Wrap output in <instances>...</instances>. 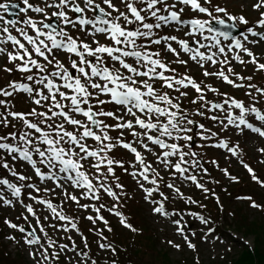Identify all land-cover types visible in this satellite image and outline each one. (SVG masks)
<instances>
[{
    "label": "snow or ice",
    "instance_id": "1",
    "mask_svg": "<svg viewBox=\"0 0 264 264\" xmlns=\"http://www.w3.org/2000/svg\"><path fill=\"white\" fill-rule=\"evenodd\" d=\"M121 2L127 11H121L120 8L113 3V0H102V3H97V0H44L43 6L32 3L30 0H22V7L20 4H10L9 0H4V2L0 3V21L3 22V24L0 25V53L6 54L9 63L20 61V63H15V69L22 73H32L26 76V80L34 81L36 85L42 86L40 88H34L27 83L13 81L8 85V88L12 91L0 89V94L7 97L11 96L13 92L22 91L27 93L37 105H40L42 101L51 102L48 105V112L37 113L35 109L30 113L8 112L7 115L12 116L14 119H19L27 129L34 130V133H39V135L35 137L34 142L29 138L34 135V133L24 132L20 134L19 140L23 142V148L16 144L9 143L8 137L0 136V149L6 150L10 154L18 153L20 159L26 160L32 165L36 175L40 177L41 180L45 179V177L55 180L56 176L54 173L42 172L41 169L37 167V161L33 159V153L38 154L41 158L40 162L47 164L49 168H55L58 164L59 171L68 174L67 179L72 182L73 186L84 189L92 199H99V192L102 188L110 197L118 200L119 196L111 186H106L104 183H99L98 185L93 183L89 174L82 170V161L89 157L97 159V162L93 164L92 167L100 174L96 176L98 181L102 178H107L104 175V171L101 167L102 165H107V174L114 175L113 164H118L123 167V161L108 158L107 151H110L115 145L111 142L107 144L104 143L105 141H111L113 139L108 134L107 129L128 128L132 130L133 136L139 137L137 142L141 144L147 152H152L159 163L163 164L166 169H174L172 175L179 174L181 177L191 180L198 188L203 189V191L207 193L210 189L200 184L196 175H184L189 171V168L185 167V165H189L192 168L202 167L195 159H185L186 156L197 157L198 153L195 151H184L185 145L179 143L181 140L191 142L193 139L192 136L187 134L191 131V128L183 127L182 122H186L189 125L195 124L196 122L188 119V117L181 112L180 104L176 103L167 92L158 93L153 87V84L149 81L158 78L165 87L177 91L179 90L176 87L178 85L183 87L191 85L198 93L202 92L203 89L191 77L177 79L175 77L166 76V71L175 70L169 69L168 65L159 59L160 53L158 51L150 52L148 45L160 44L161 41H177L184 52L193 53L191 55L192 60H196L197 57H199L201 61L210 60L215 63L216 61L213 60L215 53L206 56L205 53L199 51V49H191L188 41L182 39L178 40L177 36L154 38L156 34L153 30L160 29L163 25H167L170 22H175L177 24L189 23L192 27V34L199 32L202 35L204 30L207 29L209 33L215 32L217 36H222L225 40H230L229 48H239L250 57H252L253 54L248 48L244 47L241 39L233 37L230 31L214 29L209 21L199 18L190 21L182 20L180 12L174 10L176 5L168 4L167 0H141L143 7H137L135 0H121ZM178 3L189 6L194 11L206 13L211 16L209 9L202 6L199 0H178ZM102 4L107 7H103ZM158 5L160 7H158ZM253 7H264V0H258ZM12 9H19L21 13L25 14L22 21L7 19L5 15H3L4 13L15 15V13H12ZM109 9L111 11H109ZM29 11L40 14L41 18L38 20L27 15ZM89 11L98 14L94 17H89L87 15ZM180 11L182 12L183 9ZM215 11L227 15L229 21H236L238 19L240 23L248 24L244 16L237 18L228 14L227 10L224 8L217 7ZM113 12L116 13L115 16H113ZM70 13L73 15H70ZM163 13H167V15ZM149 17L154 18L156 22H148ZM215 19L219 25L228 28L235 27L233 23L226 24L224 19L219 17H215ZM21 23L23 27H18L17 25ZM255 23L259 27L264 28V12L260 13V19ZM133 24L138 26L135 29L126 26ZM60 25H63V27H60ZM9 26L14 28L19 35H14ZM69 26L80 32L91 35L94 38L93 42L95 47L90 46L89 43L82 39L74 37L68 31ZM28 29H31L34 34H29ZM246 32L250 33L252 36H259L264 39V32H258L253 27H248ZM97 33L103 34L111 43L101 44L98 39H95ZM141 38H143L144 43L138 44L137 41ZM205 39H207V37H205ZM212 39L215 41L214 46L218 47L219 52L224 53L225 48L220 46V40L217 39L216 36H213ZM243 39L247 40L248 36L244 35ZM9 43L15 51H9L7 47H5V45ZM28 46H31V50ZM54 50H63L77 57V59L71 60V68L75 69L79 74L73 75L69 68L55 57ZM167 50L179 55L170 43L167 44ZM33 53L35 57L42 58L46 63H42L40 59L34 58ZM87 57H94V61L87 59ZM106 58L118 63L119 67H116L115 64L109 67L108 64L105 63ZM128 58H133L135 64L141 65L146 70L142 71L141 68L134 66L133 63H129ZM235 59L243 63L239 55L235 56ZM221 62L225 63L226 61ZM181 63H186V61H181ZM253 63H257L254 57ZM48 65L53 66L51 72L47 71ZM33 69L37 71L33 73ZM121 69L127 70V73H123ZM258 69L264 70V63H258ZM5 71L11 72L12 69L5 66ZM228 71L231 72L232 69L229 68ZM204 74L212 75L213 73L205 71ZM215 75L222 77L228 84H232L235 87H243V85L235 84L223 71L215 73ZM137 77H148V80L137 79ZM240 78L244 79L243 77ZM57 79L60 83L57 82ZM248 79H251V77H248ZM249 87L252 86L249 85ZM209 88L211 91H217L211 88V86H209ZM44 89H47V94H45ZM62 89H67L68 91ZM256 91L264 94V89L257 88ZM101 94L106 96L107 99H100L99 97ZM250 94L251 93H249V95ZM181 95H187V93H181ZM58 96L59 99L57 98ZM199 99L204 100L203 95H201ZM61 101H67L69 103H62ZM93 103L100 105L114 103L120 105L122 106L121 110H126L128 115L132 116L133 119L123 121L122 116H116L112 111H94ZM4 104H6V101L0 100V105ZM224 104H228L229 109L227 110L228 115L226 117L227 124L221 122L223 127L226 128L228 125H234L237 129L243 131V128H241V125H243L252 132L258 133L261 137H264V127H256L245 118V114L251 111L255 113L259 121L264 122V113H261L256 107H252L251 109L246 108L243 101L235 98H231L230 100L226 99L223 103H212L211 108L223 111L225 110ZM82 105H88V107L85 108L82 107ZM233 106L239 109L238 116L232 113L231 108ZM66 108L68 109L67 111L65 110ZM72 113H79L86 117L92 125L101 129V133L98 134L83 121L74 118ZM138 113H142L143 115H138ZM197 114L204 115V113L199 110H197ZM0 115H3V113H0ZM30 115L44 117L45 119L42 122L46 124L47 128H41L39 123L29 120L28 116ZM56 116L62 117L64 123L76 126V128L80 130L79 134H77V131L67 130L64 127V123L56 124L55 126L49 124L48 120ZM96 116L113 117L123 122L105 124L103 121L96 119ZM153 116H155V120ZM160 117H164L165 119L161 120ZM211 119L216 120L217 117L212 116ZM3 123L7 126L8 121L6 118L3 120ZM134 125H138L143 131L138 133ZM199 128L203 130L199 135L204 140H210L212 137L218 135V133L206 129L203 124H200ZM153 131L158 132L159 135H153ZM53 132L55 136L51 135ZM8 135L11 136L12 139H16L15 133H9ZM144 137L147 138V141L150 142L151 145L158 146L161 151L156 152L149 143L145 142ZM163 137H168L169 140L173 142H168L163 139ZM86 138L94 139L101 144L102 147L97 149L89 148L86 143L82 142L85 141ZM119 143L122 147L134 154L135 161L139 164V169H134L130 174L134 177H138L139 186L145 193L144 199L154 205L151 211L158 216L169 219L172 224L176 225L175 231L183 235L184 227L181 220H172L171 216L176 213H169L165 207L164 202L168 197L164 192L160 191L159 188L160 179H162L160 172L154 169L151 163H147L144 155L132 144L122 140H120ZM65 144H67L68 147H65ZM41 145H46V147L42 148ZM203 146L204 145H201V147ZM209 146L226 149L232 155H238V145L229 146L228 142L223 139ZM187 147L192 148V144L189 143ZM77 149H79V153L76 151ZM261 151L264 152V149H261ZM101 152H104L105 155L101 156ZM80 153H83V155H80ZM172 157H177V159L174 161L171 159ZM13 158L15 159L16 157ZM212 163L216 162L212 161ZM241 163H243V161H241ZM3 166L8 168L7 162H5ZM243 166L251 174V178L254 181L264 186V180H261L255 174L254 169L246 163H244ZM203 171L207 172V169H203ZM224 172L225 175H229L227 169H224ZM149 173H153V175H149ZM13 175L18 174L13 172ZM19 179L24 180L28 179V177L19 175ZM230 179L236 180L237 177L230 176ZM140 180L148 182L153 187H145L144 183L140 182ZM0 184L6 185L11 190L13 196H21V186L10 183L7 179L0 180ZM29 187H34V185H29ZM115 187L123 188L118 178ZM167 187L174 188V185L168 184ZM37 191H39V189H37ZM175 191L181 196L183 195L180 193L179 188H175ZM154 192H158L162 199H152ZM32 198L36 199L39 203L45 204L51 210L53 216L59 220L71 221L70 217L65 216L62 212H58L51 201L41 200L38 197ZM71 199L78 203V198L75 195H72ZM245 199L251 200L252 198L245 197ZM188 200L191 203H195L190 197ZM3 202L6 205L12 203V201L7 199H4ZM217 202H219L218 197ZM101 206L103 207V205ZM25 207L27 212L36 218L37 224H40V218L36 216V212L32 205L28 204ZM81 207L88 208V205H81ZM251 207L261 208L264 206L257 204L253 200ZM93 210L98 214L96 218L103 221L108 231L111 232L112 228L108 226V221L102 215H99L100 209L93 206ZM111 211L119 218V223L125 229L133 233L140 231V229L130 223L128 218L117 210L115 206ZM96 218L92 216L88 217L93 223H95ZM198 219L203 224L209 223L208 219L203 215L198 216ZM5 223L8 224L10 228L18 229L21 233L25 232L24 227L18 226L11 221L6 220ZM60 227L67 231L64 225H60ZM70 227L79 231L74 222L70 223ZM39 231L43 233L45 238L48 237V233L42 225ZM213 231L212 228L208 229L209 233ZM101 236H103V233H101ZM103 238L105 240L107 239V237ZM10 239L15 240V237H10ZM183 239L187 242L189 248L195 249L196 245L189 240L188 236L183 235ZM24 242L30 248L34 245L39 246L29 253L33 257L35 264H56V261L59 260L60 253L64 250H69L67 244L57 245L52 239L46 240L47 247H45V245L41 243V237L36 234L35 229L24 237ZM167 243L173 244V241L169 240ZM85 247H87L86 240ZM99 247L101 249H110L113 253L116 252V248L111 243H101ZM174 247L180 248V245L174 244ZM49 249H52V251L50 252ZM75 249L76 246L73 243L71 250L74 251ZM78 254L83 258L84 264H88V253L81 251ZM37 255H39V259H37ZM77 264H80V261H77ZM91 264H96V261L91 260ZM112 264H116V261H112Z\"/></svg>",
    "mask_w": 264,
    "mask_h": 264
},
{
    "label": "rangeland",
    "instance_id": "2",
    "mask_svg": "<svg viewBox=\"0 0 264 264\" xmlns=\"http://www.w3.org/2000/svg\"><path fill=\"white\" fill-rule=\"evenodd\" d=\"M237 5H240V4H237ZM262 49L263 48H261V45H260L256 48V51H261ZM38 59H40L41 62L44 63V61L41 58H38ZM259 60H262V61H259ZM256 61H257V63H253V59H248L246 64L251 65L248 67H245L246 64L244 66H240V65H238V63L237 64L232 63L227 68L232 69V71L235 74V79L238 82V81H241L240 77H241L242 71L253 70V72H256L258 69V63L264 62V58L263 57L259 58ZM188 68H190L191 71H193L195 69H200V68H196V67H188ZM33 71H36V69H33ZM215 71H218V69L217 68L212 69L210 71V73L215 72ZM260 74H263V76H264V73H260ZM253 76H256V75H253ZM203 79L208 80L211 83L210 86L217 87V88L219 87L220 89H222V91H230L231 92V90L234 89V88L224 84L222 80H220L218 78H213L212 75H209L207 77L204 76ZM252 89H250V90H252ZM217 92H218V90H217ZM253 93H255V91ZM242 98L247 99L246 96H242ZM252 98H253L252 102L259 103L260 105H262L264 107V100L261 98V96L259 97L257 95H254V97H253V95H252ZM50 103L51 102L42 101V103L40 105H37L36 107L40 111L48 112L49 111L48 105ZM65 103H69V102L66 101ZM228 109H229V105L225 107V112H224L225 116L224 117H226ZM190 112H191V115L195 116V114H196L195 107H193ZM57 117L58 116L53 117V118L58 120L57 121L58 124L64 123V121L62 122ZM222 120L224 121V118H222L221 121ZM219 129H221V131L224 132L223 136H225V133H226L228 136V139L230 138L233 142L241 141L244 144H246L245 149L248 151L250 156L253 157L254 160L258 164H262L264 156L262 157L261 154H259V153H262V154L264 153L261 151V149H264V141H259V140L255 139V137H252V136L250 137V136H248V134H243V132L234 131V128L231 125L227 126L226 128L225 127H218L216 131L218 132ZM99 134H100V132H99ZM121 134L125 135V132H122ZM137 141L138 140L134 141L136 146L138 148H141L142 147L141 144H139ZM210 141H211V139L207 140V141L204 139H201L197 148H202L203 150H206L207 147L209 145H211ZM186 142H188V141H185V143ZM94 143H97V142H94ZM185 143H184V145H185ZM208 143H209V145H207ZM201 145H204V146L201 147ZM186 147L187 146H185V148ZM209 148L211 149V151H209V152L212 153V158L217 159L218 173H219V175H221V177L223 176L224 178H227L224 176L225 175V172H224L225 167L230 168V166H231L237 172H240V173L242 172L241 167L239 165V161L236 158H233L231 155H227L226 153L222 152L220 149H215L214 147H211V146H209ZM207 153L208 152L206 151V155H207ZM10 158L12 159L13 164L16 165L18 163V161L13 159L11 157V155H10ZM149 158H152L151 154L149 155ZM119 161H123V159L120 158ZM217 164H215L216 167H217ZM106 168L104 171L106 173V176L109 177L108 179L102 178L101 180L98 181L96 179V176H98L100 174L95 172L94 170H91L92 173L90 174V178L93 180V182L96 185H98L99 183L105 184L107 182V180H109L108 183L111 184L114 191L117 192L118 189L120 190L121 188L115 187V185L117 183V176H115V175L117 174V172H119L118 169L121 168V166L118 164H113L114 175L107 174ZM167 178L169 179L170 184H173L174 187H179L185 194H187L190 191V189H186L184 187L183 182L180 178L174 179L172 177V175H170ZM122 179H120V180H122ZM119 183L122 184L124 187L123 182H119ZM250 186L259 192L262 191L261 190L262 186H260V185H255L258 187V189L254 185L253 186L250 185ZM133 188L135 189L134 192H136L137 201L141 204L140 206H142L143 214L146 215L147 220L149 221L148 224L151 227V231L154 233L155 237L157 238L156 241H157L158 247L160 249H162L161 250L162 252H167L170 260H172L176 264H179L181 261H184L187 264H191V262H193L194 264H230V261L232 260V258H235V256H237L239 254V252L243 249V247L246 244L250 245V246L254 245L253 236H245V238H244L241 233L234 231V228H235L234 227V220H231V215H227L225 222L223 221L224 226H225V230L222 232L218 231L217 234H220L218 236L216 233H212V232L209 233L208 232V229L212 228L213 224H203L198 219V217L193 216V214L189 213V214H186V218H187V221L190 220V222H192V225H191L192 227H189V230L187 231V236H188L189 240L193 244L196 245L195 249L189 248L187 245V242L183 238H181V236H183V235L176 233L175 228L172 227L171 223H169L168 221H165L164 219H160L157 215L154 216L151 213V207H148L145 203H143L140 200L141 199V193L136 190L137 185L135 183H134ZM165 189H168L169 191L171 190V188H169V187H165ZM69 195L72 196L75 194H73V192H69ZM75 196L78 197L79 195L77 194ZM170 198L173 201L176 200V199L172 198L171 196H170ZM111 199L112 198L107 196L106 202H109V204H111L112 203ZM178 199L182 200V198L179 197V194H178ZM230 199H231L230 200L231 204H236L238 206L242 205V207L247 209L248 214L246 215V218L249 221H253V218H255L258 211L256 210L257 208L251 207L250 201H248L245 198L242 200L239 196H235V197H232ZM99 202H98V205H99ZM85 204L86 203H81L79 201L77 205H85ZM112 206H113V204H111V207ZM79 208H81V207H79ZM12 211H14V210L12 209ZM16 211H17V209H16ZM44 211H46V210H44ZM91 214H93V212L89 209L87 211V215H91ZM68 237H69V233L64 238L68 239ZM169 240L173 241V244L167 243V241H169ZM174 244H179L180 248L174 247ZM11 250L13 251V253L15 252V249H11ZM20 252H22V251L20 250ZM28 253H30V252H27L25 255V252H24V254L22 252V254L25 255V257H26L25 263L35 264L34 259L32 257H30V254H28ZM28 255H29V257H28ZM37 259H39L38 255H37ZM77 261L78 260L72 262V264H77ZM80 264H84L83 259H81Z\"/></svg>",
    "mask_w": 264,
    "mask_h": 264
},
{
    "label": "trees",
    "instance_id": "3",
    "mask_svg": "<svg viewBox=\"0 0 264 264\" xmlns=\"http://www.w3.org/2000/svg\"><path fill=\"white\" fill-rule=\"evenodd\" d=\"M245 231L256 234V249L246 248L232 264H264V226L255 222L254 225L247 224Z\"/></svg>",
    "mask_w": 264,
    "mask_h": 264
}]
</instances>
